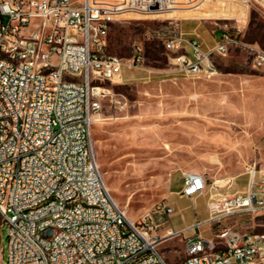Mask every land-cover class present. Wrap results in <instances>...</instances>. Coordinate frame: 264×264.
Wrapping results in <instances>:
<instances>
[{
    "label": "built area",
    "instance_id": "obj_1",
    "mask_svg": "<svg viewBox=\"0 0 264 264\" xmlns=\"http://www.w3.org/2000/svg\"><path fill=\"white\" fill-rule=\"evenodd\" d=\"M251 2L264 9V0L242 6ZM179 3L0 0V225L9 226L7 264H172L160 244L206 224L213 236H185L180 264H264V233L228 222L264 217V168L249 165L245 188L231 194L218 193L216 182L199 172H185L181 194L196 211V199L209 192V216L176 230L166 201L131 220L95 155L92 128L113 92L80 89L81 79L119 83L125 68L146 58L141 44L129 58L111 54L109 22L124 12L160 14ZM232 43L226 32L211 46L181 33L165 47L187 74L211 77L218 72L212 58L227 55ZM254 62L264 65L263 49L256 48ZM50 219H60V226H50Z\"/></svg>",
    "mask_w": 264,
    "mask_h": 264
},
{
    "label": "rangeland",
    "instance_id": "obj_2",
    "mask_svg": "<svg viewBox=\"0 0 264 264\" xmlns=\"http://www.w3.org/2000/svg\"><path fill=\"white\" fill-rule=\"evenodd\" d=\"M179 2L160 14L128 11L109 22L111 54L129 58L141 44L146 58L125 68L119 83L96 82L113 94L103 100L92 128L105 182L127 216L140 220L166 201L173 205L176 230L209 216V195L196 199V211L182 196L185 172H200L220 193L231 194L245 188L249 165L264 168V65L254 62L256 48L264 50V9L254 2L245 8L243 0ZM182 21L186 30L218 37L225 31L233 38L227 55L212 58L218 69L212 78L185 74L171 63L174 54L165 41L179 34ZM228 222L239 230L264 231L263 216ZM197 232L213 236L206 224L160 244L168 262L180 264L185 236ZM8 233L9 226L1 224V264L8 263Z\"/></svg>",
    "mask_w": 264,
    "mask_h": 264
},
{
    "label": "crops",
    "instance_id": "obj_3",
    "mask_svg": "<svg viewBox=\"0 0 264 264\" xmlns=\"http://www.w3.org/2000/svg\"><path fill=\"white\" fill-rule=\"evenodd\" d=\"M184 22L185 21H182V22H180V24H179V26H180V32H179V34H185V35H188V36H190V35H194V34H197L198 36H200V38L202 39V41L204 42V44L205 45H208V46H211V45H213V44H215V42L218 40V36H216V35H214L213 33H211V32H207V30H205V31H201L202 33H203V35H201L198 31H197V29H192L191 31H189V30H186L185 28H184ZM178 35V34H177ZM207 35H209L210 37H211V40H208L207 39ZM171 63H173L175 66H176V69L177 70H179V71H182V72H184L185 74H187L184 70H183V68L181 67V65H179V64H177V60L176 59H173V57H171ZM189 75V74H188ZM192 76H194V77H196V78H212L213 76H211V77H198V76H195L194 74H191ZM196 172V171H195ZM200 173V172H199ZM202 174V173H201ZM204 175V174H203ZM247 175V174H246ZM205 176V175H204ZM206 177V176H205ZM217 192L218 193H220L219 191H218V189H217ZM205 194H207V195H209V192H207V193H205ZM221 194H224V193H221ZM183 196V195H182ZM192 224V223H191ZM191 224H189V225H191ZM188 225V226H189ZM187 226V227H188ZM186 228V227H185Z\"/></svg>",
    "mask_w": 264,
    "mask_h": 264
},
{
    "label": "bare ground",
    "instance_id": "obj_4",
    "mask_svg": "<svg viewBox=\"0 0 264 264\" xmlns=\"http://www.w3.org/2000/svg\"><path fill=\"white\" fill-rule=\"evenodd\" d=\"M5 56H14V49H5ZM106 79L110 78L81 79L80 89H87L88 87H90V89H102L96 82ZM50 226H60V219H50ZM260 226L262 227V225ZM249 233H264V231L250 230Z\"/></svg>",
    "mask_w": 264,
    "mask_h": 264
}]
</instances>
